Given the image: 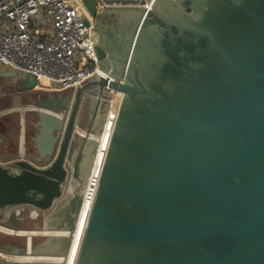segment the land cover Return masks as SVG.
<instances>
[{"label":"water","instance_id":"water-1","mask_svg":"<svg viewBox=\"0 0 264 264\" xmlns=\"http://www.w3.org/2000/svg\"><path fill=\"white\" fill-rule=\"evenodd\" d=\"M84 4L95 75L0 99V264H264V0Z\"/></svg>","mask_w":264,"mask_h":264},{"label":"built area","instance_id":"built-area-1","mask_svg":"<svg viewBox=\"0 0 264 264\" xmlns=\"http://www.w3.org/2000/svg\"><path fill=\"white\" fill-rule=\"evenodd\" d=\"M94 2L101 12L120 7L145 10L147 0ZM2 20L0 68L34 78V89H78L95 75L96 58L88 56L95 19L84 0H0Z\"/></svg>","mask_w":264,"mask_h":264},{"label":"crops","instance_id":"crops-1","mask_svg":"<svg viewBox=\"0 0 264 264\" xmlns=\"http://www.w3.org/2000/svg\"><path fill=\"white\" fill-rule=\"evenodd\" d=\"M12 71L6 68H0V99H4L7 97H12L13 101L10 103L12 107L18 102L17 99L20 95H28L32 92H38L48 95H54L59 92H50L44 91L40 89H33L31 91H27L24 89V83L20 82L18 78H14L11 76ZM11 78L9 81L5 80V78Z\"/></svg>","mask_w":264,"mask_h":264},{"label":"rangeland","instance_id":"rangeland-1","mask_svg":"<svg viewBox=\"0 0 264 264\" xmlns=\"http://www.w3.org/2000/svg\"><path fill=\"white\" fill-rule=\"evenodd\" d=\"M0 23H5V21H1ZM11 78H5V80H7V81H9ZM30 94V93H29ZM24 96H26V95H20V96H18V98L19 99H17V101H19L22 97H24ZM5 100H7L8 101V105H9V110H13L14 109V107H12V105L10 104V103H12V101H13V98L12 97H7V98H4V99H2L1 98V105H5Z\"/></svg>","mask_w":264,"mask_h":264},{"label":"bare ground","instance_id":"bare-ground-1","mask_svg":"<svg viewBox=\"0 0 264 264\" xmlns=\"http://www.w3.org/2000/svg\"><path fill=\"white\" fill-rule=\"evenodd\" d=\"M43 82H46L45 80H43Z\"/></svg>","mask_w":264,"mask_h":264}]
</instances>
